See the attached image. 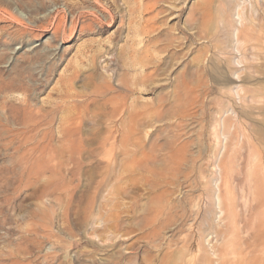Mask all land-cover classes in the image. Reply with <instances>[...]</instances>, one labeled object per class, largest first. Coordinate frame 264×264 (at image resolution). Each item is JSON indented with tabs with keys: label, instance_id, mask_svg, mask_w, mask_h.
I'll use <instances>...</instances> for the list:
<instances>
[{
	"label": "rangeland",
	"instance_id": "1",
	"mask_svg": "<svg viewBox=\"0 0 264 264\" xmlns=\"http://www.w3.org/2000/svg\"><path fill=\"white\" fill-rule=\"evenodd\" d=\"M208 1L0 0V264H264V76L212 73Z\"/></svg>",
	"mask_w": 264,
	"mask_h": 264
},
{
	"label": "bare ground",
	"instance_id": "2",
	"mask_svg": "<svg viewBox=\"0 0 264 264\" xmlns=\"http://www.w3.org/2000/svg\"><path fill=\"white\" fill-rule=\"evenodd\" d=\"M171 1L176 2L177 0ZM96 3L102 7L98 2ZM103 9L108 10L104 7ZM211 9H214V13ZM260 9L264 10V0H210L194 10L193 14L199 16L200 22L195 29H190L194 31L191 38L206 41L211 48L207 64L212 68V73L219 78L243 81L256 76H264V16H255ZM193 14H191L190 21L197 23ZM146 15L147 11L144 12L142 20L148 24L156 17V13L149 18H146ZM107 16L110 20L113 19L112 12L108 11ZM218 19L221 28L216 31L209 29L208 25ZM154 32V26H151L148 32L146 31L148 41L154 37L152 35ZM190 39L188 41L192 42ZM176 44L175 47L172 45L169 47L177 49L181 45L179 42ZM228 49L231 51L228 52ZM43 51L52 59L55 57V54L50 53L49 50ZM176 53L178 51L174 54ZM232 55L235 57L232 58ZM234 88V91L237 90L236 93L242 90L240 86Z\"/></svg>",
	"mask_w": 264,
	"mask_h": 264
}]
</instances>
